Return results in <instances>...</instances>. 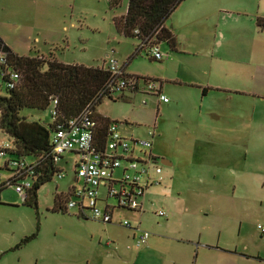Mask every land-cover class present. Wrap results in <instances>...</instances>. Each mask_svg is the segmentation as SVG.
<instances>
[{
  "label": "rangeland",
  "instance_id": "obj_1",
  "mask_svg": "<svg viewBox=\"0 0 264 264\" xmlns=\"http://www.w3.org/2000/svg\"><path fill=\"white\" fill-rule=\"evenodd\" d=\"M65 1V5L62 0H28L23 5L15 2L16 23H1L0 37L17 53L48 57L50 52L66 63L105 66L109 53L126 73L138 76L139 83H143L142 78L161 80L162 93L168 98L165 102L157 103L153 95L139 91H124L122 95L115 92L111 97L102 96L94 111L117 121L121 134L150 139L149 148L160 164L163 178L147 188L143 212L116 209L113 213V220L126 217L149 232L146 244L134 247L132 230L124 225L76 216L72 209H52L54 195L66 193L74 179L73 154L64 151L55 165L65 175L41 183L35 191V204L32 200L30 204L23 202L11 185L0 190V264H264V233L257 227L264 226V205L255 201L246 209L240 199L229 194L231 186L229 192L220 195L219 189L231 184L222 183V175L215 167L214 143L204 142V135L199 133L201 129L210 130L211 124L204 121L209 116L208 109L219 110L218 106L234 103L235 99L211 92L199 100L200 91L196 98V89L183 80L187 73H200L201 67L208 71L210 54L189 55L187 38L175 37V48L160 41L159 49L165 55L153 59L143 47L135 51L139 40L122 36L113 27L111 17L123 13L126 0L113 7H108V0ZM237 1L239 10H246L253 22L256 14H264V0ZM246 22L247 19H230L223 25L239 35L229 45L237 49L240 58L251 49L264 53V46H242L248 41H264V29L256 27V33H248ZM204 31L211 38L215 26L205 27ZM58 33L64 41L43 43V37ZM194 33L186 36L197 39ZM229 58L234 59L237 68H251V62L238 61L237 56ZM221 60L225 65L226 61ZM239 105L243 106L238 108V114H252L250 103ZM261 112L264 115V107ZM19 114L46 127L50 122L47 106L41 110L22 107ZM151 127L154 130L150 138L147 129ZM8 139L0 130V144ZM237 155L240 165L249 162L254 167H264V152L261 158L252 159L244 147H239ZM160 157L171 164L161 163ZM196 159L201 160L200 165ZM7 173L0 169L1 177ZM261 178H255L250 191L264 192ZM157 210L164 214L157 215ZM31 234L34 236L20 242ZM107 240L111 243L107 244ZM197 241L218 248L228 246L230 253L223 257L196 256Z\"/></svg>",
  "mask_w": 264,
  "mask_h": 264
},
{
  "label": "built area",
  "instance_id": "obj_2",
  "mask_svg": "<svg viewBox=\"0 0 264 264\" xmlns=\"http://www.w3.org/2000/svg\"><path fill=\"white\" fill-rule=\"evenodd\" d=\"M158 43L142 40L139 45L146 49L151 58L161 59L163 53ZM4 55L5 52L0 50V61ZM105 67L110 74L107 84L110 94L120 90L139 91L164 102L168 100L160 91L159 82L146 80L139 83L133 76L127 75L123 66L109 53L106 54ZM6 74V85L12 87L19 74L13 69H8ZM56 102V97L53 96L47 106L50 121L56 114ZM141 103L145 104L146 99L142 98ZM94 128L95 120L89 106H85L74 116L55 121L50 133L55 170L50 178L65 175L55 165L64 151L71 152L74 157V179L67 185L66 193L61 195L58 206L62 210L72 209L77 216L95 218L103 223L113 221L116 209L143 212L147 188L161 182L163 178L160 164L149 151L151 140L123 135L118 131L117 121L110 120L105 127L106 133L102 142H98ZM153 130V127L147 129L150 138ZM11 150L9 141L0 144V169L8 172L5 177L0 174V184L3 183L5 187L7 184L11 185L23 200L32 184L42 176V166L36 158L9 154ZM155 213L164 214L161 210ZM117 221L132 230L130 237L134 247L146 243L149 234L147 230L139 228L138 224L131 223L126 217ZM257 227L264 233V226L258 224ZM106 243H111V240Z\"/></svg>",
  "mask_w": 264,
  "mask_h": 264
},
{
  "label": "crops",
  "instance_id": "obj_3",
  "mask_svg": "<svg viewBox=\"0 0 264 264\" xmlns=\"http://www.w3.org/2000/svg\"><path fill=\"white\" fill-rule=\"evenodd\" d=\"M27 1L0 0V24L16 23L15 19L18 11L15 8V2L23 5ZM62 2L65 5L66 1L62 0ZM237 3H239L237 0H181L168 17H166L163 25L170 28L176 38H187L189 55L210 54L208 71L204 67H201L200 73L192 72L183 75L184 82L196 89V98H198L199 90V100H203L211 92L218 93V95H226L229 99H235L234 103L227 102L224 105L218 106L219 110L208 109L207 114L209 116L204 121L211 124L210 130L201 129L199 133L204 135L202 137L205 140L204 142L214 143L216 147L215 151L217 152L215 167L222 175V183L228 182L231 184L219 189L220 195H223L224 192H229L228 187L231 186L229 193L231 197L240 199L242 206L246 208V206L251 205L255 201H259L260 204L264 205V192L260 194L249 189L253 186L252 183L255 182V178L258 176H262L261 182L264 187V167L261 165L254 167L249 162L240 165L237 155V149L244 147L246 154H249V158H261L263 156L264 115L261 112V107H264V53L263 51L251 49V52L241 55L240 58L237 49L233 50L230 47L232 45L230 40L239 35L223 27L224 23L228 20L243 19L244 21V19H247L246 32L253 33L254 31L256 33L258 31L252 17L247 14L246 10H239ZM39 11L44 12L43 8H40ZM63 15L64 13H62ZM73 23V21H70L71 26H73ZM214 26V35L210 38L204 29L205 27L213 29ZM65 27L66 25L63 24L62 28ZM193 31H195V35L199 36L197 39L186 36ZM0 36H2L1 32ZM61 36L58 33L55 36L43 37V43L48 42L49 45H53L59 40L64 41ZM254 45L259 47L264 46V41L259 40L255 43L248 41L242 46L246 48L251 46L252 48ZM231 53L235 55H230ZM37 54L43 55L41 53ZM163 54L165 55V53ZM49 56L55 58L50 52ZM231 56H237L236 60L244 63L251 62V68H237L233 62L234 59L229 58ZM221 59L226 61L225 65L222 64ZM159 82V88L162 92L161 80ZM155 99L157 103L161 101L157 98ZM239 102L243 104L250 103L252 114L247 116L244 111L238 114V108L243 106L239 105ZM255 108L258 109L257 112ZM207 118L212 120L209 122ZM205 147H207V144ZM149 151L155 157L150 148ZM161 158H163L165 164H171L166 158ZM200 163L201 160H197V164L200 165ZM114 222L118 221L113 220L109 223ZM198 242L200 241L196 242V256L200 253L203 256L206 254L223 257V255H226L225 253L229 252L228 246L218 248L216 246H209L206 242Z\"/></svg>",
  "mask_w": 264,
  "mask_h": 264
},
{
  "label": "trees",
  "instance_id": "obj_4",
  "mask_svg": "<svg viewBox=\"0 0 264 264\" xmlns=\"http://www.w3.org/2000/svg\"><path fill=\"white\" fill-rule=\"evenodd\" d=\"M120 0H108L113 7ZM181 0H126L124 12L111 17L115 31L125 37H133L140 42L165 41L174 49L176 40L164 20ZM254 23L264 29V15H255ZM137 45V52L143 46ZM0 50L5 52L0 61V130L8 136L12 145L9 154L36 158L42 166V176L32 184L23 202L35 204V191L38 186L50 179L55 170L51 153L50 133L55 121L74 116L85 106H89L95 120V137L102 142L105 127L110 121L94 111V106L102 96L111 97L107 89L110 79L105 66H87L81 63H66L51 56L26 55L12 51L0 38ZM8 69L16 70L19 77L12 87L6 85ZM133 76L138 80V76ZM143 82L151 80L142 78ZM159 82V80H153ZM160 83V82H159ZM125 90H120L122 95ZM135 91H131L133 93ZM56 97V114L47 127L37 120H27L19 114L22 107L41 110ZM39 168V166H38ZM0 184V190L4 188ZM62 196L55 194L52 209L58 206ZM62 210V209H61ZM77 216V215H76ZM34 234L23 236L20 242L27 241Z\"/></svg>",
  "mask_w": 264,
  "mask_h": 264
},
{
  "label": "water",
  "instance_id": "obj_5",
  "mask_svg": "<svg viewBox=\"0 0 264 264\" xmlns=\"http://www.w3.org/2000/svg\"><path fill=\"white\" fill-rule=\"evenodd\" d=\"M159 160H160L161 163H164V162H163V158L160 157ZM164 164H165V163H164Z\"/></svg>",
  "mask_w": 264,
  "mask_h": 264
}]
</instances>
